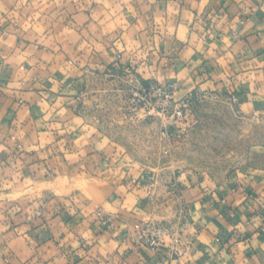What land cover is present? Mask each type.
Here are the masks:
<instances>
[{
    "label": "crops",
    "instance_id": "1",
    "mask_svg": "<svg viewBox=\"0 0 264 264\" xmlns=\"http://www.w3.org/2000/svg\"><path fill=\"white\" fill-rule=\"evenodd\" d=\"M118 52L149 57L144 79L174 83L178 96L218 89L238 95L244 116L264 112V0H0V264H264V145L241 172L160 178L150 199L131 180L143 170L120 166L77 115L84 70ZM77 173L105 183L103 196L8 197ZM179 205L196 230L189 256L131 240L136 222L171 221Z\"/></svg>",
    "mask_w": 264,
    "mask_h": 264
},
{
    "label": "built area",
    "instance_id": "2",
    "mask_svg": "<svg viewBox=\"0 0 264 264\" xmlns=\"http://www.w3.org/2000/svg\"><path fill=\"white\" fill-rule=\"evenodd\" d=\"M148 61L149 57L133 54L125 58L122 52H118L114 60L103 67L101 65L102 68L84 70V84L75 97L78 104L76 113L86 124L96 128L102 137L109 140L113 153L127 154V148L118 139L127 135L131 129L141 124L157 123L158 131H149L147 135L159 137L163 143L159 155L167 157L171 153L169 145L172 140L189 126L204 102L225 103L237 116L246 117L238 110L239 97L236 93L195 86L178 96L174 83L162 85L156 78L144 79L140 67ZM67 64L75 67L76 63L69 60ZM263 114V111L257 110L251 116L254 118ZM11 139L15 140V149L22 153L24 148L16 136L12 135ZM130 164H135L134 160ZM138 167L143 170V174L133 177L132 183L145 187L147 197L154 199L158 182H162L155 172L159 169L165 170L166 164L150 162L148 167L143 164ZM162 180L173 182L172 177ZM173 185L165 183L167 192H176L177 188ZM175 212V218L171 221L136 222L134 225L137 234L132 235L131 240L174 259L189 256L194 249L196 230L189 224V215L184 206L179 205ZM96 216L101 225L111 224L113 221V215L103 210L97 211ZM241 239L247 241L248 237L242 235ZM5 263L10 264L9 259H5Z\"/></svg>",
    "mask_w": 264,
    "mask_h": 264
},
{
    "label": "rangeland",
    "instance_id": "3",
    "mask_svg": "<svg viewBox=\"0 0 264 264\" xmlns=\"http://www.w3.org/2000/svg\"><path fill=\"white\" fill-rule=\"evenodd\" d=\"M158 129L157 123L141 124L119 138V142L127 148L120 166L131 163V160L137 166L143 164L147 167L150 162L164 163L167 168L155 172L159 179L189 170L206 173L241 172L245 165L256 164L258 147L264 145V114L254 118L237 116L229 105L221 102L201 104L189 126L179 132L180 136L176 133V138L169 145L171 153L167 157L159 155L163 145L159 137L147 135L149 131L157 132ZM120 173L121 169L116 176H120ZM104 185L100 179H92L89 174L77 173L33 184L8 197L16 199L22 195L36 196L44 192L45 196L53 194L54 197H66L76 194L98 200L103 196Z\"/></svg>",
    "mask_w": 264,
    "mask_h": 264
}]
</instances>
